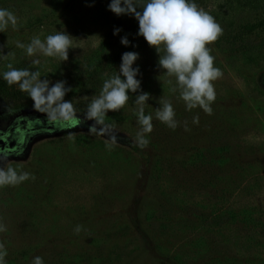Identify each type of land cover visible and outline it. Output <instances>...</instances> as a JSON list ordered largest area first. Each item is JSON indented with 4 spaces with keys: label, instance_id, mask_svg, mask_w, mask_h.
<instances>
[{
    "label": "rangeland",
    "instance_id": "rangeland-1",
    "mask_svg": "<svg viewBox=\"0 0 264 264\" xmlns=\"http://www.w3.org/2000/svg\"><path fill=\"white\" fill-rule=\"evenodd\" d=\"M110 2L77 0L66 9L62 0H0V8L19 18L18 30L0 32V87L19 88L3 79L9 63L39 70L52 84L66 81L72 90L65 99L82 118L104 74L117 73L122 54L135 51L133 67L150 94L145 114L154 126L148 146H136L139 92H130L127 105L104 119L122 137L79 121L6 161L35 176L0 188L7 264H32L36 256L44 264H264V30L244 40L225 38L254 9L243 0L203 6L223 28L209 45L223 72L209 115L199 107L186 110L173 91L175 77L157 67L159 54L138 35V20L116 15ZM56 31L73 37L67 61L30 57L16 47V41L27 45ZM124 36L128 45L121 43ZM8 52L14 56L5 59ZM161 96L173 104L175 130L155 118Z\"/></svg>",
    "mask_w": 264,
    "mask_h": 264
},
{
    "label": "clouds",
    "instance_id": "clouds-1",
    "mask_svg": "<svg viewBox=\"0 0 264 264\" xmlns=\"http://www.w3.org/2000/svg\"><path fill=\"white\" fill-rule=\"evenodd\" d=\"M109 9L116 15H134L139 22L138 35L143 36L149 46L154 47L159 54L157 67L162 68L169 77H175L179 99L186 105V110L202 108L207 114H212L211 104L216 100L214 82L223 76L219 67L215 66V57L209 47L223 34L222 26L215 17L198 5L195 0H111ZM141 9L138 11L137 9ZM19 18L10 10L0 8V32H7L11 27L18 30ZM120 32L114 29V35ZM121 43L128 45L127 36L121 38ZM16 47L25 49L28 56L37 53L45 57L68 60L69 49L73 48V37L65 31H56L47 35L43 40L39 35L33 36L30 43L25 45L16 41ZM14 53L4 55L7 59ZM139 58V53L127 51L122 54L119 71L103 81L98 95L92 97L87 105L85 118L95 121L90 127L94 130L96 124H103L109 111H120L129 99V93L139 94L135 98L136 108L133 110L140 125L134 143L141 149L146 148L150 141L146 134L153 131V116L145 114V104L150 94L141 90L139 67H133ZM39 65L40 61L34 60ZM8 71L3 73V79L11 85H18L20 91L26 92L32 99L34 108L46 113L49 120L71 127L78 119L74 104L65 99L72 89L66 87V81L58 80L54 84L47 79H41L39 70L30 71L19 69L11 63ZM123 77V78H122ZM171 82V81H170ZM160 107L155 112V118L166 124L170 129L178 127L176 113L171 100L159 99ZM199 117H193V123H198ZM187 130V129H186ZM110 147V146H109ZM7 155H0V188L17 186L35 176L27 171L13 166H5ZM82 230L77 225L74 231L78 234ZM6 225L0 221V233L6 232ZM7 248L0 242V264H7ZM32 264H44L43 258L36 256Z\"/></svg>",
    "mask_w": 264,
    "mask_h": 264
},
{
    "label": "trees",
    "instance_id": "trees-1",
    "mask_svg": "<svg viewBox=\"0 0 264 264\" xmlns=\"http://www.w3.org/2000/svg\"><path fill=\"white\" fill-rule=\"evenodd\" d=\"M77 0H62V4L66 9H69L73 3ZM195 2L203 7L207 0H195ZM243 3L250 4L254 9V16L244 22L238 24L237 27L234 28V31L228 33V36L225 37L229 42H234L238 40H244L250 34L253 33L254 30L260 28L264 30V0H243ZM19 108H31L35 109L33 105L32 99L28 96L26 92L20 91L19 88H12L8 86L0 87V109H19ZM37 110V109H36ZM83 112V111H82ZM81 112V113H82ZM86 116V111L83 112ZM85 116L80 118V121H87L95 124L93 120H87ZM92 124V125H93ZM101 126V127H100ZM111 123L104 120L103 124H96L94 129H99L103 133H109L112 136L122 137L120 134L113 133L112 131L104 130L103 128L112 129ZM100 127V128H99ZM103 127V128H102ZM67 133V132H66Z\"/></svg>",
    "mask_w": 264,
    "mask_h": 264
},
{
    "label": "flooded vegetation",
    "instance_id": "flooded-vegetation-1",
    "mask_svg": "<svg viewBox=\"0 0 264 264\" xmlns=\"http://www.w3.org/2000/svg\"><path fill=\"white\" fill-rule=\"evenodd\" d=\"M38 121L37 128L34 131L28 130L25 143L29 141V147L23 154H18L24 147L25 143L24 135L18 131V128L28 129L31 125V121ZM56 127V123L49 120L46 113H43L36 109L31 108H19V109H0V138L9 136L6 143L15 141L13 151L16 152L10 156H7V160H18L23 158L30 147L38 140L60 133ZM4 161V163L6 162Z\"/></svg>",
    "mask_w": 264,
    "mask_h": 264
},
{
    "label": "water",
    "instance_id": "water-1",
    "mask_svg": "<svg viewBox=\"0 0 264 264\" xmlns=\"http://www.w3.org/2000/svg\"><path fill=\"white\" fill-rule=\"evenodd\" d=\"M78 116V115H77ZM80 116H78V119L76 121H73L72 123V127H69V126H66V125H61V124H57L56 123V127L58 129V131H64V130H67V129H71L73 128L75 125H77V123L80 121ZM37 123L38 121H31V125L28 129H25L23 128V126L19 127L18 128V131L19 132H22L23 135H24V140L22 142V144L25 143V140H26V137H27V133H28V130H31V131H34L36 128H37ZM92 126V125H91ZM103 128V127H102ZM104 130H107V131H112L113 133H117V134H120L122 136V133H119L117 132L116 130L114 129H108V128H103ZM9 136H5L4 139L3 138H0V155H4L6 154L7 156H10L16 152H14L12 149H13V146L15 144V141H12V142H9L8 144L6 143V141L8 140ZM29 147V141L25 143L24 147L22 148V150L20 152H18L17 155L19 154H23L26 152L27 148Z\"/></svg>",
    "mask_w": 264,
    "mask_h": 264
}]
</instances>
